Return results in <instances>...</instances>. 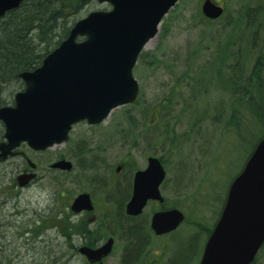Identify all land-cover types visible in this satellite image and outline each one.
Returning <instances> with one entry per match:
<instances>
[{
    "label": "rangeland",
    "instance_id": "1",
    "mask_svg": "<svg viewBox=\"0 0 264 264\" xmlns=\"http://www.w3.org/2000/svg\"><path fill=\"white\" fill-rule=\"evenodd\" d=\"M202 1L178 0L162 20L156 37L144 47V57L137 61L133 69L134 78L140 86L138 103L115 108L104 122L94 128L75 125L70 136L72 141L67 144L56 145L44 152H32L27 146L23 148L31 161L39 165L36 173L40 178L33 186L19 193L35 204L36 211L49 208L47 199L51 194H56L57 198L59 197L57 193L59 192L58 181H51V178L58 179L59 175L47 172L49 164L63 156L70 159L64 154L69 153L79 140L87 142L90 147L91 153L87 154L88 158L96 154L103 157L104 169L97 173L98 176L106 175L107 177L110 166H116L126 157H129L133 165L143 167L147 156L156 155L161 157L166 171L161 193L168 204L175 205L186 215L187 219L170 237L157 238L146 233L147 238L150 239L149 247L151 248L148 258H158L160 262L163 261V264L198 263L199 251L207 236L205 230L213 225L219 207L226 198L230 183L245 164L251 145L255 143L259 135L253 127H246L243 122L238 123L239 139L229 133L225 122L233 98L228 92L222 91L221 87L213 86L208 89L206 94H201L192 100L193 105L198 104V114L204 113L198 119L192 115H181L178 112L179 108L176 109L172 116L178 118V124L174 126L175 119L168 120L174 133H171L170 138H173L174 142L178 144V148L171 152L168 150V140L161 136L162 126L165 122L162 116L153 114L150 117V123L143 120L145 119L143 116L135 120L129 116L141 115L143 108L149 111L160 105V109L161 101L167 95L168 88L186 70L185 60L194 50L200 51L199 58L191 61V67L203 66V62L210 60L211 55L215 53L212 47L217 44V40H224L232 26L237 24V16L244 6L254 7L262 4L264 7V0H214L219 2L224 11L216 20L208 21L200 17ZM107 9H109L108 5L92 2L79 12L71 23H75L90 12ZM256 21H261L264 25V12L257 16ZM263 27L258 28L259 39L264 37ZM163 32L167 33L165 37ZM238 32L239 34L243 33L241 42L238 36L239 41L234 48L239 51L237 54L238 65L250 70L256 54L249 47L250 31L241 30ZM238 32L235 34V40ZM244 35H246L245 38ZM216 38L218 39L216 40ZM258 41L260 42V40ZM207 47L210 49L204 51ZM153 55L161 59L162 63H150V57ZM234 62L235 60H231L229 64ZM184 98L188 102L191 101L188 99L187 93ZM7 100L8 104H11V98H7ZM191 108L194 109V107ZM126 118L130 119V122L144 123L141 129L136 128V131L133 129V136H136L137 131H143V128L152 131L145 132L142 139H133L132 141L129 138L126 139L124 131L129 129V121ZM135 140L142 148L131 147ZM101 149L102 151H100ZM71 162L74 164V160ZM75 174H77V168L71 171L70 177ZM94 174L95 171L79 172L78 181L75 180L76 184H68L67 188L72 189L75 194L89 192L92 190L90 179L94 177ZM14 176L15 171L10 164L0 166V182L10 189L9 191H13V186L9 182ZM60 178L62 179V176ZM98 188L99 194L96 198H103L105 194H102L100 185ZM0 198H5V196H0ZM23 207L26 205H22L20 209ZM96 215H99L100 219L106 217L101 211H98ZM15 221L17 224L14 227L10 226L5 228V231H1L4 232L7 240H10L11 236H15V241L13 237L10 242L8 241L9 243L0 239L3 242L0 243V247L3 248L4 256L11 257L12 255L14 257L13 259L7 258L6 263L5 260L0 259V264H86L82 257L64 245V238H60L54 231H49L45 238L40 237V240H32L28 243L23 239L16 238V234L21 231L22 224L17 217ZM100 230L99 233H106L102 232L101 228ZM135 240L136 236L131 237L132 243ZM122 244V240L118 238V246L115 248V252H112L108 257L106 264H120L122 248L119 249V247ZM124 244L127 245L128 242ZM158 249L163 251V257L167 253V257L163 260H161L163 257H160ZM255 264H264V253L258 255Z\"/></svg>",
    "mask_w": 264,
    "mask_h": 264
},
{
    "label": "water",
    "instance_id": "2",
    "mask_svg": "<svg viewBox=\"0 0 264 264\" xmlns=\"http://www.w3.org/2000/svg\"><path fill=\"white\" fill-rule=\"evenodd\" d=\"M22 1L0 0V17ZM177 1L97 0L109 9L90 12L78 20L40 66L19 74L24 89L15 93L13 106L0 108L5 140L0 143V161L22 154L14 151L21 143L34 151H43L66 142L74 124L81 121L99 124L113 109L135 103L139 84L133 68ZM201 13L215 20L223 9L212 0H204ZM51 167L69 170L71 164L60 160ZM34 177V173L20 175L19 184L24 185ZM164 178L160 161L148 158L147 168L135 175L127 213L140 214L149 199L162 202L159 186ZM71 209L90 210L88 195L77 196ZM182 220L179 210L158 212L151 227L161 234L174 230ZM263 244L264 136L230 183L198 264H251ZM110 250L111 240L97 249L82 247L79 252L89 262H99Z\"/></svg>",
    "mask_w": 264,
    "mask_h": 264
},
{
    "label": "trees",
    "instance_id": "3",
    "mask_svg": "<svg viewBox=\"0 0 264 264\" xmlns=\"http://www.w3.org/2000/svg\"><path fill=\"white\" fill-rule=\"evenodd\" d=\"M95 1L24 0L18 8L8 11L0 18V107L7 105V98L12 99L13 94L23 87L19 74L38 67L42 59L66 38L74 23H71L72 19L87 5ZM263 12L262 4L254 7L251 5L244 6L237 16V24L232 26L227 37L224 40L216 38V40L218 39L217 44L212 47L215 53L211 55L210 60L203 62V66L196 65L197 69L191 67V61L199 58L200 51L194 50L185 60L186 70L168 88L167 95L161 101V108L159 109L160 105L149 111L143 108L141 116L148 123H150V117L153 114L163 117L165 122L162 126L161 136L168 140L169 152L178 148V144L174 142L173 138H170L173 128L169 126L168 120L175 119L174 126L178 124V118L173 117L177 108H179L178 112L181 115H192L196 119L204 115L203 112L198 114V104L193 105L192 100L201 94H206L208 89L213 86L221 87L222 91L228 92L233 98L225 122L229 133H232L234 138L239 139L238 123L243 122L246 127H253L259 135L255 143L251 145L247 158L256 143L264 136V37L259 39L258 34V28L264 25L263 22L256 21L257 16ZM200 17L204 18L201 13ZM241 30L250 31L249 47L252 52L256 53L250 70L238 65L237 54L239 51L234 50L235 44L239 40L241 42L243 33L239 34L238 32ZM236 32L238 34L235 40ZM163 34L165 37L167 33L163 32ZM245 37L246 35H244ZM207 49L210 48L207 47L204 51ZM143 54V52L140 54L138 60L144 57ZM150 58L149 61L152 64L162 63V60L158 59L156 55ZM231 60H235V62L229 64ZM170 74L175 75L174 73ZM185 91L188 99L191 100L190 102L184 98ZM126 119L131 123L130 119ZM149 131L152 130L143 128L140 138ZM224 201L219 207L216 219ZM52 219V224L57 223L56 217ZM68 225L70 227L66 229V232H60L63 237L67 238V242L68 237L75 235L77 224L73 222ZM211 227L212 225L205 230L207 234H209ZM128 234L130 237L138 236V233L129 232ZM67 247L74 252L76 251L70 244ZM136 247V245H132L131 248L136 249ZM260 253H264V244L252 264H255Z\"/></svg>",
    "mask_w": 264,
    "mask_h": 264
},
{
    "label": "flooded vegetation",
    "instance_id": "4",
    "mask_svg": "<svg viewBox=\"0 0 264 264\" xmlns=\"http://www.w3.org/2000/svg\"><path fill=\"white\" fill-rule=\"evenodd\" d=\"M140 116V114H136L129 117H133L132 120H134V118L138 119ZM143 124V122H139V124L135 122L129 123V129L124 131L125 138H129L131 139V141L133 139H140L141 131H137L138 135L136 133V136H133V129H135V131L136 128L141 129ZM78 125H85L89 128L98 126H92L87 124L86 122H81ZM0 129V143H2L5 141L3 137L4 126L2 123H0ZM72 130L73 129H71L68 134V141L63 144H67L68 142L72 141V139H70ZM142 138L143 137H141V139ZM136 142L137 140L133 141L131 147H141ZM25 146V144H21L18 149L14 150L22 154L8 157L6 160L0 162V166L10 164L12 166V169L15 171V176L12 177L9 182V184H12L13 186V191H9L10 189H7V187H5L2 182H0V196H5V198H0V239H4L5 243H9L13 237V240L15 241V236H11L10 240H7V237L4 236V232L1 231H5V228L10 226L14 227L15 224H17V222L15 221V218L17 217L18 221L20 220L22 226H19L21 228V231L16 234V238L18 237L20 239H23L24 242L28 243L32 240H40V237L45 238L46 234L49 231H54L60 236V238H64V245L67 246L68 244H70L72 248L76 249L75 252L80 257H82L86 264H106V260L109 256H111L112 252H115V248L118 246V238L123 242V244L119 247V249L122 248L120 251V264H157L160 262V259L158 258H148V255H150L149 253L151 252V248L149 247L150 239L147 238L148 235L146 233H149L150 236L153 235L157 238H165L166 236L170 237L187 219L186 215L181 210L176 208L173 204H168L165 197H163L161 193V187L165 182V178L159 186V191L163 197L162 202L152 199L147 200L144 208L138 215L128 214L126 208L133 196V186L136 173L147 168L148 158L150 157L158 159L165 170V166L161 160V157H157L156 155L147 156L143 167H137L133 165L129 157H126L116 166H110L109 174L107 177L106 175L98 176L97 173L100 170L104 169L102 165L104 163L103 157L100 154H96L88 158L87 154L91 153L90 147H88L87 142L79 140L75 143L69 153L67 152L66 154H64L70 159H67L65 156H63L55 160H65L70 162L71 168L69 170L52 168L51 164L54 161L49 164L47 172H54L59 175L58 179L51 178V181H58L59 192L57 193L59 194V197L57 198L56 194H51L50 198L47 199V206H49V208H47L46 210L36 211L34 207L35 204L31 202V200L21 196V193H19L20 191L33 186L37 179L40 178H38L36 173L39 165L32 162L28 155L25 153V151L23 150ZM100 151H102V149ZM85 155L87 158L85 157ZM71 160H74V164L71 162ZM75 168H77V174H75L73 177H70L71 171ZM84 171H95L94 177L90 179V187L92 188V190L89 189V192H76L77 194H75L72 189L70 190L67 188V185L76 184V181H78V173ZM29 173H35L36 176L26 184L20 185L18 176ZM60 176H62V179L60 178ZM99 185L100 189L102 190V194H105L103 195V198H96L98 196L97 194H99ZM80 194L88 195L91 209H81L80 211L74 213V211L71 209L72 202L74 198H76ZM24 204L26 205V207L20 209ZM99 207L101 208V210ZM11 208H13V211H11ZM172 209L179 210L182 213V222L174 230L156 234L151 227V222L154 214L158 212L169 211ZM98 211L103 212L107 218L105 217V219H100L99 215H96ZM53 217H56L57 223L55 224H52ZM72 218H74V220H72ZM73 222L77 224L75 227V235L73 237H68L67 242V238L63 237L60 232H66V229L70 227L68 224ZM100 228L102 229V232L104 231L106 233H99L101 231ZM129 232L138 233V236H136V240L133 243L131 241V237L128 234ZM209 234H207L206 239L208 238ZM109 240H111V250L109 254L103 257L99 262H89L84 256L78 253V250L81 247L97 249L106 244ZM205 241L199 251V256L197 259L198 263L202 255ZM125 242H128V244L125 245ZM0 243L3 242L0 241ZM132 245H136V249H132ZM2 249L3 248L0 247V253H3ZM158 250L161 254L160 257H163V251L161 249ZM13 257L12 255L11 257H4V253L0 255V259L5 260V263L8 261L7 258L13 259ZM143 257L145 259H142ZM166 257L167 253H165V256L161 260ZM162 262L163 261H161L160 264H163Z\"/></svg>",
    "mask_w": 264,
    "mask_h": 264
},
{
    "label": "bare ground",
    "instance_id": "5",
    "mask_svg": "<svg viewBox=\"0 0 264 264\" xmlns=\"http://www.w3.org/2000/svg\"><path fill=\"white\" fill-rule=\"evenodd\" d=\"M0 18H2V17H0ZM61 144H63V143H60V144H55V145H53L52 147H54V146H56V145H61ZM51 147V148H52ZM3 253H0V255H2ZM4 257H7V256H4Z\"/></svg>",
    "mask_w": 264,
    "mask_h": 264
}]
</instances>
